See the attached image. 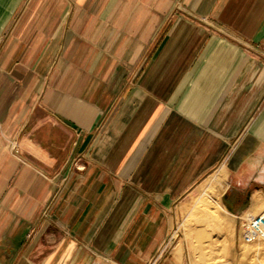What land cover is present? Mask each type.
I'll use <instances>...</instances> for the list:
<instances>
[{"label": "crops", "instance_id": "0c3cea01", "mask_svg": "<svg viewBox=\"0 0 264 264\" xmlns=\"http://www.w3.org/2000/svg\"><path fill=\"white\" fill-rule=\"evenodd\" d=\"M205 180L264 212V0H0V264H183Z\"/></svg>", "mask_w": 264, "mask_h": 264}, {"label": "rangeland", "instance_id": "374dc122", "mask_svg": "<svg viewBox=\"0 0 264 264\" xmlns=\"http://www.w3.org/2000/svg\"><path fill=\"white\" fill-rule=\"evenodd\" d=\"M214 194V189L208 186V180H205L182 202L181 219L174 233L175 241H178L180 250L184 253L182 263L264 264V240L246 243L241 239L242 219L248 214L236 219L234 228V219L220 211L216 206L219 205L218 197ZM208 196L212 198L210 203ZM214 209L217 212L214 218L218 223L215 230L207 226L210 212ZM245 247L250 249L247 254L244 251Z\"/></svg>", "mask_w": 264, "mask_h": 264}, {"label": "built area", "instance_id": "2783aa9c", "mask_svg": "<svg viewBox=\"0 0 264 264\" xmlns=\"http://www.w3.org/2000/svg\"><path fill=\"white\" fill-rule=\"evenodd\" d=\"M10 151L14 150V145L11 143L8 145ZM243 222V232L241 239L246 243H251L258 240H264V212L256 216L246 215ZM160 254H158L159 256ZM157 258L150 260L147 264H157ZM107 264H115L112 261L106 259Z\"/></svg>", "mask_w": 264, "mask_h": 264}, {"label": "bare ground", "instance_id": "6f19581e", "mask_svg": "<svg viewBox=\"0 0 264 264\" xmlns=\"http://www.w3.org/2000/svg\"><path fill=\"white\" fill-rule=\"evenodd\" d=\"M214 195H215L216 197H218L216 193H215ZM206 198H207V197H206ZM208 199H210V201H209V203H210V202L212 201V200H211V199H212L211 196H208ZM214 199H215V198H214ZM213 202H214V200H213ZM213 202H212V203H213ZM204 203H205V202H204ZM213 204H214V203H213ZM215 204H217V203H215ZM216 206L219 207V205H216ZM222 208H223V207H222ZM205 210H206V209H205ZM205 210L202 209V211H205ZM225 210H226V209H225ZM223 211H224V210H223ZM207 213H208V212H207ZM216 213H217V212H216V209L212 210V211L210 212V216H209V219H208L209 222H208L207 226H210V228H212V229L218 227V223L216 222V220H215V218H214L215 216H217ZM205 216H206V215H205ZM205 216H204V217H205ZM200 217H201V216H200ZM202 217H203V216H202ZM204 217H203V218H204ZM205 219H206V217H205ZM214 230H215V229H214ZM209 231L211 232L210 229H209ZM205 232H206V231H205ZM211 233H212V232H211ZM244 251H245L246 254H247L248 252H250V249H249L248 247H245V248H244Z\"/></svg>", "mask_w": 264, "mask_h": 264}]
</instances>
